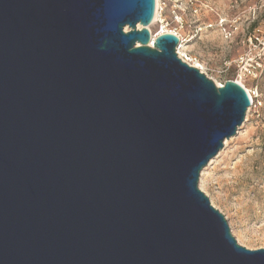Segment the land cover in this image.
Returning a JSON list of instances; mask_svg holds the SVG:
<instances>
[{
    "label": "water",
    "instance_id": "obj_1",
    "mask_svg": "<svg viewBox=\"0 0 264 264\" xmlns=\"http://www.w3.org/2000/svg\"><path fill=\"white\" fill-rule=\"evenodd\" d=\"M155 9L0 0V264H264L198 186L249 95L152 40Z\"/></svg>",
    "mask_w": 264,
    "mask_h": 264
},
{
    "label": "rangeland",
    "instance_id": "obj_2",
    "mask_svg": "<svg viewBox=\"0 0 264 264\" xmlns=\"http://www.w3.org/2000/svg\"><path fill=\"white\" fill-rule=\"evenodd\" d=\"M163 28L180 35V51L207 78L220 85L238 81L253 97L243 124L201 171L198 186L239 245L264 249V0H159L148 29L156 37Z\"/></svg>",
    "mask_w": 264,
    "mask_h": 264
},
{
    "label": "bare ground",
    "instance_id": "obj_3",
    "mask_svg": "<svg viewBox=\"0 0 264 264\" xmlns=\"http://www.w3.org/2000/svg\"><path fill=\"white\" fill-rule=\"evenodd\" d=\"M158 6H159V0H156V11H155V15H154V19H153V22H152V23H155V20L157 19V16H158ZM137 29H141V26L138 25V26H137ZM126 30H127V29H126ZM165 33L175 35V36L179 39V44H178V46H177V48H176L177 55H178L179 57L186 58L185 63H187L188 65H190V66H192V67L198 69L199 71H202L201 68H199L196 64H193V61H192L191 59H189V57H188V55H187L186 53H183V52L180 51L181 45H182V43H183V42L181 41V37H180V35H179L178 33H176V32L168 31V30H166L165 28H163V30H162L158 35L165 34ZM158 35H157V36H158ZM151 37H152V40L155 39V37H154L153 35H151ZM201 73H203V72H201ZM203 74H204V73H203ZM237 83H238L239 85H242V84H241L240 82H238V81H237ZM216 85H217V86H222V85H220V84H216ZM247 94L249 95L250 100L253 102V97H252V95L249 93L248 90H247ZM224 143H226V140L224 141ZM199 188H200L201 191H203V188H202V185H201V184H200ZM212 206H214L213 203H212ZM236 239H237V238H236ZM237 241H238V243H240L239 239H237Z\"/></svg>",
    "mask_w": 264,
    "mask_h": 264
},
{
    "label": "built area",
    "instance_id": "obj_4",
    "mask_svg": "<svg viewBox=\"0 0 264 264\" xmlns=\"http://www.w3.org/2000/svg\"><path fill=\"white\" fill-rule=\"evenodd\" d=\"M181 58V60H183L184 62L186 61V58H183V57H180Z\"/></svg>",
    "mask_w": 264,
    "mask_h": 264
}]
</instances>
